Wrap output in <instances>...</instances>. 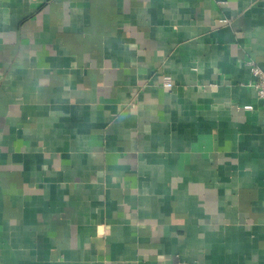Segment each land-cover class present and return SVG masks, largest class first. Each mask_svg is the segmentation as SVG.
I'll list each match as a JSON object with an SVG mask.
<instances>
[{
	"label": "crops",
	"instance_id": "1",
	"mask_svg": "<svg viewBox=\"0 0 264 264\" xmlns=\"http://www.w3.org/2000/svg\"><path fill=\"white\" fill-rule=\"evenodd\" d=\"M250 59L264 0H0V264H264Z\"/></svg>",
	"mask_w": 264,
	"mask_h": 264
},
{
	"label": "built area",
	"instance_id": "2",
	"mask_svg": "<svg viewBox=\"0 0 264 264\" xmlns=\"http://www.w3.org/2000/svg\"><path fill=\"white\" fill-rule=\"evenodd\" d=\"M247 63L250 65L255 76V81L252 83V85L257 90L259 96L264 98V69L258 66L253 59L248 60ZM166 85L172 86V83L168 81Z\"/></svg>",
	"mask_w": 264,
	"mask_h": 264
}]
</instances>
